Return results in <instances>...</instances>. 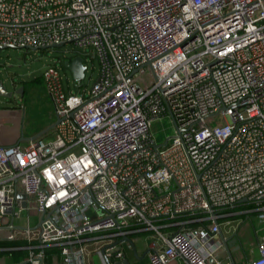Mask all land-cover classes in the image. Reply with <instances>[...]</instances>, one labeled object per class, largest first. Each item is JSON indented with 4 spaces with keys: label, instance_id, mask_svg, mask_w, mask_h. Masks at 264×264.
<instances>
[{
    "label": "built area",
    "instance_id": "1",
    "mask_svg": "<svg viewBox=\"0 0 264 264\" xmlns=\"http://www.w3.org/2000/svg\"><path fill=\"white\" fill-rule=\"evenodd\" d=\"M61 41L90 49L97 78L72 93L43 69L59 122L50 140L0 146V239L24 241L0 251L115 264L146 229L151 264H221L232 209L264 222V0H0L1 47ZM24 210L39 225L13 226ZM256 243L246 264H264V228Z\"/></svg>",
    "mask_w": 264,
    "mask_h": 264
},
{
    "label": "crops",
    "instance_id": "2",
    "mask_svg": "<svg viewBox=\"0 0 264 264\" xmlns=\"http://www.w3.org/2000/svg\"><path fill=\"white\" fill-rule=\"evenodd\" d=\"M41 76V75H40ZM36 82L42 84V91H39V94H36V91L33 89V86ZM9 91L21 90V94L14 93L11 97H3L0 95V146H9V145H26L28 141L35 136L41 137L44 140H50L54 137L55 126L53 123L56 121V116L53 112V107L49 97L47 96L43 79L33 80H23L20 83H12V88H6ZM40 97V98H38ZM43 109V118L36 119L34 115V110L36 107ZM21 133V137L17 139V136ZM231 215L228 218L229 224L223 226L224 230H227L230 227H237V235L241 240V245L245 251L247 261L243 259V256L237 252L234 257L236 264H246L250 260H253L257 257L258 251L257 248L253 247L250 249L247 248V241H244V237L251 236V241L259 239V236L262 235L264 222H259V226L256 227L253 223L249 224V219L245 213H242L239 207L232 209ZM23 215V214H22ZM15 218L17 220L22 219ZM27 215V223L22 224L21 222L16 223L15 219L13 220V226L15 227H25L29 226V218L33 216L36 218L32 227L36 226L38 223V216L35 213H29ZM10 220V218H9ZM5 227L8 225H4ZM11 227V226H9ZM129 237L133 244L135 245V250H133L129 242L120 244V247L124 249L126 257L129 259L130 264H151L149 261V251L150 243L154 240V232L151 230H138L134 233L129 234ZM119 239H114L113 242H117ZM110 243L109 239H103L97 242V245L107 246ZM129 244V247L126 245ZM158 245H160L158 243ZM15 247V246H11ZM19 249H8L0 251V264H24V257L20 254L14 253ZM252 251V252H251ZM49 254L46 257L47 262L52 264H58L61 261L60 256L58 255V250H50ZM145 253V254H144ZM252 253V257L250 255ZM23 257V258H22ZM218 258L221 261V264H230L227 253L222 247L218 251ZM89 264H102L100 257L93 253L88 256ZM165 264H186L181 258H176Z\"/></svg>",
    "mask_w": 264,
    "mask_h": 264
},
{
    "label": "rangeland",
    "instance_id": "3",
    "mask_svg": "<svg viewBox=\"0 0 264 264\" xmlns=\"http://www.w3.org/2000/svg\"><path fill=\"white\" fill-rule=\"evenodd\" d=\"M75 57H80L85 65L84 75L79 82L74 83V78L71 69L65 65V62ZM49 64H56L60 69L63 77V84L68 92L79 93L81 90H89L98 74L97 61L92 59L89 48H82L74 45L71 42H66L61 46H52L47 48H26V47H4L0 49V79L6 88H12V83H20L23 80H33L40 77L43 69ZM36 94L42 91V84L36 82L33 86ZM40 98V97H38ZM43 109L36 107L34 115L36 119L43 118ZM212 125L216 122H212ZM155 138L158 143L164 141L166 137L173 134V124L169 117H163L154 121L152 126ZM21 137L19 132L17 139ZM27 211L24 210L22 219L15 222L27 223ZM29 226L32 227L36 218H29ZM249 224L253 223L256 227L259 226L257 219L251 215ZM244 241H247L246 247L256 248V240L251 241V236H245Z\"/></svg>",
    "mask_w": 264,
    "mask_h": 264
},
{
    "label": "water",
    "instance_id": "4",
    "mask_svg": "<svg viewBox=\"0 0 264 264\" xmlns=\"http://www.w3.org/2000/svg\"><path fill=\"white\" fill-rule=\"evenodd\" d=\"M64 43L65 42H63V41L58 42V43H53L49 47L61 46ZM2 48H4V47L0 46V49H2ZM43 48H47V47H43ZM65 65L68 66L71 69L74 80H80L83 77L84 70H85V65L82 63V59L80 57H75V58H73L71 60L66 61ZM20 91L21 90H16L14 92V91L6 90V87L3 85V83H2V81L0 79V95L1 96H3V97H11L13 95V92L15 94L16 93L21 94ZM57 122H59L58 119L53 123V126ZM35 137H37V136H35ZM166 142H167V139L160 145H165ZM24 198H25L24 194L17 195V199H23L22 202H21V205L23 207L25 206ZM244 200L245 199H243L242 201H244ZM6 212L7 213H11V210L8 209ZM39 223H38V225H39ZM219 236L222 239V244H223L224 250L227 253L228 259L230 260V264H236V260H235L234 255L237 252H239V254H241V256H243V259L247 261V257H246L245 251H244V249H243V247L241 245V240L238 238V235H237V229L235 231H233L232 234L230 236L226 237V238H223L224 234H223L222 231L220 232ZM123 240L129 242L131 248L133 250H135V245L133 244L132 240L129 237L125 236L123 238ZM101 252H102V254H104V248H102ZM150 252H153V250L150 249L149 253ZM24 264H26V263H24ZM115 264H130V261L125 255V257L122 260L116 262Z\"/></svg>",
    "mask_w": 264,
    "mask_h": 264
},
{
    "label": "trees",
    "instance_id": "5",
    "mask_svg": "<svg viewBox=\"0 0 264 264\" xmlns=\"http://www.w3.org/2000/svg\"><path fill=\"white\" fill-rule=\"evenodd\" d=\"M40 77H42V76H40ZM40 77L35 78V80L36 79H39ZM23 244H24V241H22V240H15V241H13V240L0 239V246H22ZM50 250H53V252L54 251H57L55 248L50 249ZM14 253L20 254L21 256H25V257L27 255V252H26L25 249H19L17 251H14Z\"/></svg>",
    "mask_w": 264,
    "mask_h": 264
},
{
    "label": "flooded vegetation",
    "instance_id": "6",
    "mask_svg": "<svg viewBox=\"0 0 264 264\" xmlns=\"http://www.w3.org/2000/svg\"><path fill=\"white\" fill-rule=\"evenodd\" d=\"M256 248H257V244H256ZM252 252V251H251ZM251 257H252V253H250ZM251 261V260H250Z\"/></svg>",
    "mask_w": 264,
    "mask_h": 264
}]
</instances>
